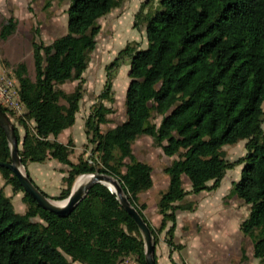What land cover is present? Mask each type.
Wrapping results in <instances>:
<instances>
[{"label":"trees","instance_id":"obj_1","mask_svg":"<svg viewBox=\"0 0 264 264\" xmlns=\"http://www.w3.org/2000/svg\"><path fill=\"white\" fill-rule=\"evenodd\" d=\"M67 1L66 32L49 43L32 40L34 77L24 61L13 68L23 113L15 115L0 103L13 125L26 173L31 162L53 159L66 165L63 185L51 197L55 200L65 199L81 174L115 176L154 242L155 231L163 232L173 251L184 246L174 242L176 214L195 209L185 196L217 189L226 170L240 164L230 194L249 205L239 230L252 241V257L264 264V0H160L161 9L146 19V45L129 41L106 65L103 90L84 120L92 155L86 158L83 152L75 162L70 159L72 141L55 139L76 122L83 74L101 28L98 20L124 0ZM14 30L9 19L0 29V42ZM124 58L129 75L125 119L103 129L114 112L112 81ZM74 81L72 90L63 87ZM143 135L172 158L163 167L168 184L156 202L160 221L155 228L144 213L147 203L139 200L153 186L152 166L132 148ZM240 141H245L244 154L227 160L222 147ZM10 159L0 126V162ZM6 186L22 194L23 212L15 210ZM125 256L145 264L143 239L107 186L93 185L67 217H59L38 206L17 177L0 166V264H118ZM247 258L241 246V260ZM154 259L157 264L155 254Z\"/></svg>","mask_w":264,"mask_h":264},{"label":"rangeland","instance_id":"obj_2","mask_svg":"<svg viewBox=\"0 0 264 264\" xmlns=\"http://www.w3.org/2000/svg\"><path fill=\"white\" fill-rule=\"evenodd\" d=\"M67 8V0H0V29L9 19H12L15 23L14 32L6 40L0 42V73L5 72L10 78L16 79L13 75V68L17 63L24 61L27 65L28 75L33 78L32 40L35 39L36 41L49 43L54 38L64 34L66 32ZM160 9V0H124L119 7L112 9L98 20L101 28L96 37V47L90 54L88 67L83 74L85 90L83 98L80 101V110L77 114L78 124L89 114L103 90L106 78V65L115 58L119 49L127 42H135L138 44V47L146 45V19ZM36 28L39 34L35 36ZM115 72L113 80L115 101L112 104L114 112L110 115L111 122L103 126V129L114 126L125 119L124 100L121 93L124 91L127 82H129L127 58H124L122 64H120ZM75 83L76 81L69 82L64 84L63 87L66 90H72ZM104 103L110 105L107 101H104ZM244 143L245 141H240L233 146L224 145L222 151L225 158L229 161L238 160L245 152ZM80 147L81 149L77 150V153H73L74 150L71 149L72 157L75 158L76 155L86 152L84 154L85 157L90 158L92 155L90 145L88 146L84 143ZM132 148L139 160L145 161L152 166L154 186L147 191L141 192L139 200L140 202L147 203V209L144 210V213L150 224L155 228L160 221V216H158L156 211V202L162 191H159V189L160 185H162L160 181H162L163 167L169 164L172 158L165 156L160 148L154 146L151 137L147 135L136 139ZM240 170V164H236L226 170L220 187V189H225V193L215 198L219 201L220 209L219 214L215 215L214 213V217H218L219 215L220 226L223 227L224 234H226V236L221 234L216 241L221 243V246L227 241L234 247L237 242V244L244 246L246 251H249L252 248V241L239 230L241 220L248 215L249 205H246L235 195L230 194L231 184L238 179ZM79 176H77V178L79 177L78 179L76 178L77 181L83 177L85 183L87 176ZM184 187L189 188V182L186 178H184ZM198 200V198L187 196L184 202L197 204ZM15 203L16 209H19V200L18 203L17 201ZM59 203L63 204V202ZM201 212L204 213V209H200L199 212L190 211L189 215L191 217H201ZM178 215L181 216V212H178ZM193 221L195 222V220ZM194 222L193 224H195ZM189 227L191 226L189 225ZM183 231L184 229L178 228V231L174 235L175 243H180ZM155 234L157 241L155 243L153 237L155 245L154 254H164L163 251L167 247L172 259L178 263H182V257L185 256L186 250L176 249L172 251L165 243L164 233L155 231ZM232 259L235 258L233 257Z\"/></svg>","mask_w":264,"mask_h":264},{"label":"crops","instance_id":"obj_3","mask_svg":"<svg viewBox=\"0 0 264 264\" xmlns=\"http://www.w3.org/2000/svg\"><path fill=\"white\" fill-rule=\"evenodd\" d=\"M121 49V48H120ZM115 78V77H114ZM114 80V79H113ZM129 80V79H128ZM128 82L124 88L122 94V99L124 100L125 91L127 88ZM112 81V90H114ZM114 93V91H113ZM124 103V101H123ZM24 110V109H23ZM80 110V109H79ZM87 117V116H86ZM85 117V118H86ZM84 118V120H85ZM84 120L78 124V118L76 117L75 124L63 130L55 140L60 143H67L69 140L72 141L71 149L74 150L73 153H77V150L81 149L80 145L86 143V135L84 132ZM20 135L22 136L24 130L21 126H17ZM113 127V126H111ZM19 147V146H18ZM79 155H76L75 158L72 157V151L70 153V159L72 161H76ZM170 163V162H169ZM67 166L53 159L46 160L42 163L31 162L26 166L27 173L33 179L34 183L44 191L49 197H53L57 195L63 185V177L65 175V170ZM153 175V172H152ZM153 177V176H152ZM162 181L160 185V190H164L168 184V177L163 172ZM220 186L212 191H201L197 194H187L189 197L198 198L197 204H195L194 211L199 212V210L204 209V213H202L201 217H191L189 215L190 211L182 210L181 216L176 214V229L175 233L178 231V228L184 229L183 236L181 237L180 243L183 244V248L181 250H186L185 256L182 257V261L186 264H261L258 259L252 257L251 249L246 251L247 259L241 260V245L236 247L231 246V243L227 241L223 243H218L216 239L224 234L223 227L220 226V217H214V213L219 214V201L215 198L222 196L225 193V189H220ZM154 186V183H153ZM226 187V186H225ZM186 189H188L186 187ZM6 195L11 197L13 206L17 212H23L25 209V205L22 202V194L21 193H12L10 186L5 187ZM184 198V199H185ZM202 199V200H201ZM18 200L20 204H18L19 209H16L15 201ZM247 205V204H246ZM192 211V212H194ZM185 213V214H184ZM159 216V215H158ZM195 220V222L193 221ZM193 222L195 224H193ZM189 225L191 227H189ZM226 236V234H224ZM226 239V238H225ZM231 246V247H230ZM236 251V253H235ZM164 254L155 255L157 264H173L171 258H168L169 250L165 249L163 251ZM235 259H232V258ZM178 263L177 261L173 260Z\"/></svg>","mask_w":264,"mask_h":264},{"label":"water","instance_id":"obj_4","mask_svg":"<svg viewBox=\"0 0 264 264\" xmlns=\"http://www.w3.org/2000/svg\"><path fill=\"white\" fill-rule=\"evenodd\" d=\"M0 126L3 128L10 148V162L2 163L1 167L9 169L18 179L23 190L33 198L37 205L42 209L52 212L59 217H67L72 210L85 198L91 187L95 184H102L109 188V185H113L116 191L109 190L116 194V198L119 200L121 206L128 212L136 223L139 232L142 236L144 243V261L145 264H156L154 259L155 245L153 243V236L151 230L139 211L131 204L126 194L121 192L120 181L113 175L106 174L104 172H94L89 174H81V176H88L85 183H77L75 179L69 195L61 200L64 203L58 204L55 199L46 196L41 189L29 178L25 171L24 166L21 163L20 156L18 154V142L15 136L13 125L8 116L0 108Z\"/></svg>","mask_w":264,"mask_h":264},{"label":"built area","instance_id":"obj_5","mask_svg":"<svg viewBox=\"0 0 264 264\" xmlns=\"http://www.w3.org/2000/svg\"><path fill=\"white\" fill-rule=\"evenodd\" d=\"M18 82L10 78L5 72L0 73V103L15 115L23 113V105L19 98ZM118 264H139L132 256H125Z\"/></svg>","mask_w":264,"mask_h":264},{"label":"bare ground","instance_id":"obj_6","mask_svg":"<svg viewBox=\"0 0 264 264\" xmlns=\"http://www.w3.org/2000/svg\"><path fill=\"white\" fill-rule=\"evenodd\" d=\"M88 179V176L86 177ZM80 183H84V178H80L78 181H77V185L80 184ZM109 188L112 190V191H116L115 187L113 185H109ZM120 189H121V192H123L122 188H121V185H120ZM124 194V193H123ZM60 202H63V201H60ZM58 204H60L59 202H57ZM64 203V202H63Z\"/></svg>","mask_w":264,"mask_h":264}]
</instances>
